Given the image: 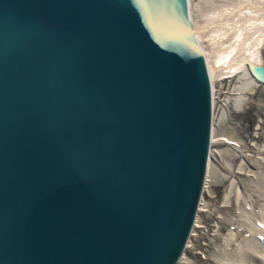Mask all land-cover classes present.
<instances>
[{
	"label": "water",
	"instance_id": "95a60500",
	"mask_svg": "<svg viewBox=\"0 0 264 264\" xmlns=\"http://www.w3.org/2000/svg\"><path fill=\"white\" fill-rule=\"evenodd\" d=\"M211 119L187 0H0V264H175Z\"/></svg>",
	"mask_w": 264,
	"mask_h": 264
},
{
	"label": "rangeland",
	"instance_id": "374dc122",
	"mask_svg": "<svg viewBox=\"0 0 264 264\" xmlns=\"http://www.w3.org/2000/svg\"><path fill=\"white\" fill-rule=\"evenodd\" d=\"M248 1L190 0L191 18L205 49L207 48V52H213L212 58H221L219 65L212 70V76L209 72L213 98L211 134L214 128L219 136L231 135L237 142L247 139L248 142L253 143L258 140L254 136L259 135L261 131L259 127L264 119V83L258 81L259 83L256 84L258 88L252 92L241 91L240 87L245 88V71L239 70L235 77L230 75L228 70V66L241 56V51H239L241 46H238L233 51L234 55L228 58L222 55V52L230 47L231 42L242 39L240 36L249 24L246 12L251 7L247 8ZM251 4L260 10L264 9V0H252ZM254 12L252 17L255 15L257 19L259 16L256 11ZM257 39L256 37L253 39L254 47H263L264 38ZM257 53L262 54L263 57L256 60L255 64L264 65V50L263 53L260 50ZM221 66L226 67L221 68ZM248 72L253 76L249 70ZM243 100L246 102L245 105ZM258 141L261 142V146H264V139L260 138ZM224 150L227 154L221 155V152L224 154ZM210 151H212V165L218 170L215 174L213 170H210L209 182L207 186H204L196 216L195 223H199L200 226H194L196 227L195 233H197L193 234L194 230H192L185 252L176 264H213L212 262L247 264L251 255L237 247L239 246L237 244L243 245V243L250 242L254 246L259 245L264 254L263 232L255 233V236L250 235L252 224L263 227V216L256 214L260 209L264 211V206L261 207L258 203L251 204V200L245 197L247 192L256 191L258 194L264 192V164L260 161H257L258 165L254 163L255 157L264 159V153L252 155L254 153L250 149L240 147L236 142H228V139L221 145L215 141L210 145ZM261 196L264 197V195ZM220 205L227 207L219 208ZM250 216L254 218L249 219L252 222L247 221ZM241 219L247 223H243ZM231 231L239 232L237 243L232 248L223 249L222 244L228 239ZM233 248L236 249L233 250ZM254 263L264 264V261L258 259L254 260Z\"/></svg>",
	"mask_w": 264,
	"mask_h": 264
},
{
	"label": "bare ground",
	"instance_id": "6f19581e",
	"mask_svg": "<svg viewBox=\"0 0 264 264\" xmlns=\"http://www.w3.org/2000/svg\"><path fill=\"white\" fill-rule=\"evenodd\" d=\"M187 3H188V16H189V25L193 31V34L195 35L197 41H198V44H199V47L200 49L202 50V54L204 56V59H205V62H206V68H207V71H208V75H209V72L211 73L212 70H214V68H216L219 64V60L221 59L220 57L218 58L217 55V59L216 58H212V53L211 51L207 52V48L205 49L203 43H202V40H201V36H199L198 34V30L196 27H194V23H193V20L191 18V14H192V11H191V2L190 0H187ZM252 3V0H249L248 3H247V8H250L248 9V13L246 12V15L248 16V21H249V24L247 25L246 28H244L243 32H242V35L240 37H242V39L240 40H236L235 42H231V44L229 45L230 47H227L223 52H222V55H224L226 58L232 56L233 54V51L235 49L238 48V46H241L240 50L241 51V56H239L238 58H236L229 66H228V70L230 72V75H233L236 77V75L238 74L239 70H243L245 71V76H244V84H245V88H241V91L243 92H252L253 90H255V88H258L256 87V84H258L259 82H261L257 77H255L254 75L251 76L247 70L248 68V63H252V64H255L256 60H260L262 59V54L259 55L257 52L260 50L261 53H263V50H264V46H260L259 47H254V43L253 42V39L256 37L258 38L257 40H261L262 38H264V9L260 10L258 8H255V6ZM243 6V5H241ZM249 10H251V12H249ZM257 12L258 14V18L255 19V15L254 17H252L253 13L255 14V12ZM233 31V30H232ZM235 32V31H234ZM208 53V54H207ZM234 55V54H233ZM213 67H212V65ZM257 65V64H255ZM225 68L226 66H221V68ZM213 74L211 73V76ZM210 77V75H209ZM241 78V76H239ZM247 77V78H246ZM256 79H255V78ZM246 78V79H245ZM211 78H210V82H211ZM259 81V82H258ZM264 83V82H262ZM260 85V84H259ZM230 86V85H229ZM259 90V89H258ZM264 90V88H263ZM262 92V91H261ZM248 94V93H247ZM256 94V93H255ZM211 95H212V84H211ZM258 97V96H257ZM264 97V95H263ZM258 99V98H257ZM243 104L245 105V100H243ZM261 103H263L262 101H260ZM261 105V104H260ZM264 105V104H263ZM261 105V106H263ZM212 106H213V98H212ZM261 107L259 106V109ZM264 108V107H263ZM262 112V110H261ZM263 113V112H262ZM212 117H213V113H212ZM262 120V119H261ZM262 123L260 124L261 126L259 127L261 129V131H259V135H255L254 137L257 138L258 140L261 138L262 140L264 139V119L261 121ZM263 125V127H262ZM212 132V119H211V131H210V144H209V151H208V157H207V162H206V167H205V173H204V180H203V185H202V192L200 194V197H199V200H198V204H197V209H196V214H195V217H194V221L192 223V227H191V230L189 232V236H188V239L186 241V244L184 246V249L182 251V253L180 254L179 258L177 259V261L175 262V264L181 259V257L183 256L184 252H185V249H186V245L189 241V238H190V235H191V232L192 230L193 231V234H196L195 231H196V227L200 226L199 223H195L196 222V216L198 214V210H199V204L201 202V197H202V194H203V189H204V186H207L208 182H209V173H210V170H213V173L215 174L217 172V168L216 167H213L212 165V151H210V145L211 144H214V142L216 141V143L220 144L222 142H225L226 139H228V142H236L237 144H239L240 147H243V148H246V149H250L254 154L252 155H255L256 153H260V152H263L264 153V146H261V142H259L258 140L256 142H248L247 139H243L244 141H241V142H237L235 141V137L233 136H219V134H216L215 131H214V128H213V133L211 134ZM249 136V135H248ZM237 140H238V137H236ZM232 139V140H230ZM249 139V138H248ZM240 140H242L240 138ZM250 141V140H249ZM227 142V141H226ZM227 150V149H225ZM224 150V154H222L221 152V155H225V153L227 154V152H225ZM223 151V150H222ZM210 157V158H209ZM255 157V156H254ZM255 160L254 163L257 164V161H260L261 163L264 164V159L263 158H259V157H255ZM255 175V174H253ZM258 175V174H257ZM250 191V189H249ZM250 193V192H249ZM247 192L246 196L247 199L251 200V204H254V203H258L259 205L264 206V197L261 196V195H264V192L262 194H258L256 191L252 192L249 194ZM256 206V205H254ZM224 207H227L226 205H220L219 208H224ZM200 209L201 206H200ZM226 209V208H225ZM205 210V209H204ZM258 211V210H257ZM256 215H259V216H263V221H264V211H262V209L259 210V212L256 214ZM256 217V216H255ZM227 219V218H226ZM229 219V218H228ZM253 220L254 218L253 217H249L247 219L248 222H252L250 220ZM242 220V219H241ZM224 221V220H223ZM247 221H243V223H247ZM258 222V221H257ZM222 223V222H220ZM232 223V222H231ZM234 223V222H233ZM262 223V222H261ZM264 223V222H263ZM196 224V225H195ZM194 226H196L194 228ZM194 228V229H193ZM245 231V230H244ZM259 232H263L262 234H264V224H263V227L261 226H257V225H254L252 224L251 225V230H250V235H254L255 233H259ZM259 235V234H258ZM255 236V235H254ZM261 236V235H260ZM264 236V235H263ZM258 237V236H257ZM239 238V232H235V231H231L230 232V235L228 237V239L222 244L224 246L223 249L225 248H232L235 246V244L237 243V240ZM258 239V238H257ZM251 241V240H250ZM199 242V241H198ZM197 242V243H198ZM239 243V242H238ZM241 250H243L245 253L247 254H250L251 256H249V260L247 261V264H256L254 263V260H262L264 261V254H263V251H262V247L259 246V245H253V243L250 244L249 243H243V245L241 243L237 244ZM236 249V248H233V250ZM227 250V249H226ZM230 250V249H229ZM232 251V250H231ZM248 259V258H247ZM210 262V260H209ZM213 264H223V263H219V262H212ZM209 264V263H207Z\"/></svg>",
	"mask_w": 264,
	"mask_h": 264
}]
</instances>
